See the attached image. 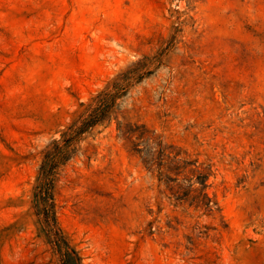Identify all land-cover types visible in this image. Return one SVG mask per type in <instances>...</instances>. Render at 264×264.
<instances>
[{
    "label": "rangeland",
    "instance_id": "obj_1",
    "mask_svg": "<svg viewBox=\"0 0 264 264\" xmlns=\"http://www.w3.org/2000/svg\"><path fill=\"white\" fill-rule=\"evenodd\" d=\"M138 60L118 119L206 166L227 223L192 254L168 216L212 218L160 201L115 118L34 201L44 148ZM0 264H264V0H0Z\"/></svg>",
    "mask_w": 264,
    "mask_h": 264
},
{
    "label": "trees",
    "instance_id": "obj_2",
    "mask_svg": "<svg viewBox=\"0 0 264 264\" xmlns=\"http://www.w3.org/2000/svg\"><path fill=\"white\" fill-rule=\"evenodd\" d=\"M145 67L142 60L131 63L124 71L112 78L106 86L90 97L83 105L79 116L68 123L44 148L42 159L36 176L33 197L36 205H55V186L61 170L79 156H86L89 161V150L95 151L90 142L96 127L106 126L112 118L117 121L118 137L123 138L129 151L138 157L146 170L157 172L160 201L166 199L173 210L182 207V212L192 208L200 211V215L212 218L210 224L184 225L176 216H168L165 224L169 230H179L181 226L188 232L183 236L187 239L183 245L189 254L194 253L199 237L205 236L210 229L222 232L227 223L221 213L218 203L208 196L205 191L209 171L197 160H187L177 152L170 155L166 146L156 138L144 125L124 122L118 119L120 99L126 95L132 80H139L141 69ZM141 144V145H140ZM141 146V147H140ZM181 176V177H180ZM197 184V186H196ZM153 221L149 223V232H153ZM157 230V228H155ZM177 246H180L178 243Z\"/></svg>",
    "mask_w": 264,
    "mask_h": 264
}]
</instances>
